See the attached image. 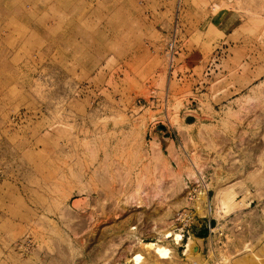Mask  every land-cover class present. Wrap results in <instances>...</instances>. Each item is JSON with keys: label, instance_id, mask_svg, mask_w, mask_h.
Masks as SVG:
<instances>
[{"label": "rangeland", "instance_id": "374dc122", "mask_svg": "<svg viewBox=\"0 0 264 264\" xmlns=\"http://www.w3.org/2000/svg\"><path fill=\"white\" fill-rule=\"evenodd\" d=\"M0 264H264V0H0Z\"/></svg>", "mask_w": 264, "mask_h": 264}, {"label": "built area", "instance_id": "2783aa9c", "mask_svg": "<svg viewBox=\"0 0 264 264\" xmlns=\"http://www.w3.org/2000/svg\"><path fill=\"white\" fill-rule=\"evenodd\" d=\"M176 43L175 41L171 42L169 44V51L174 52L176 49ZM197 185L191 187V185H188L189 189V200L196 201L199 199V195L202 193L201 189L205 188V193L207 192L206 188L208 189V184L206 183V180L203 176H198ZM215 204L212 202V200L209 199L207 195V202L205 205V210L207 215H212L214 212ZM197 211L194 208V205L192 206H186L178 211L175 212L173 216V222L177 225L176 230H179L183 233V235L186 238V241H188V237L191 235V231L193 230V225L196 226L197 223ZM208 229L210 233H214V229L211 224V220L208 224ZM186 249V246L181 245ZM185 249L183 250V254L185 252Z\"/></svg>", "mask_w": 264, "mask_h": 264}, {"label": "bare ground", "instance_id": "6f19581e", "mask_svg": "<svg viewBox=\"0 0 264 264\" xmlns=\"http://www.w3.org/2000/svg\"><path fill=\"white\" fill-rule=\"evenodd\" d=\"M132 229H136V227H132ZM132 233V232H131ZM136 234V233H135ZM130 235V234H129ZM131 237L133 236L134 237V241L137 240V242L139 241L141 243V238L140 237H136V235H130ZM132 237V239H133ZM183 238H184V241H185V236L183 235V233L181 231H172V236H171V239L176 243V244H181V242L183 241ZM158 239V238H157ZM144 244L143 247H145L146 249H149V252L150 250L153 251L152 253L158 255L160 258H170V255L172 254V249L166 247V246H163L160 241H144L142 242ZM186 244V243H185ZM190 243L187 244L188 246V251L190 250ZM172 256V255H171Z\"/></svg>", "mask_w": 264, "mask_h": 264}, {"label": "crops", "instance_id": "0c3cea01", "mask_svg": "<svg viewBox=\"0 0 264 264\" xmlns=\"http://www.w3.org/2000/svg\"><path fill=\"white\" fill-rule=\"evenodd\" d=\"M169 137H167L166 139H168ZM243 199V198H242ZM254 201V199H251L250 196H247L245 198V202L248 203L249 205Z\"/></svg>", "mask_w": 264, "mask_h": 264}, {"label": "water", "instance_id": "95a60500", "mask_svg": "<svg viewBox=\"0 0 264 264\" xmlns=\"http://www.w3.org/2000/svg\"><path fill=\"white\" fill-rule=\"evenodd\" d=\"M159 128H161V129H166V126L165 125H159Z\"/></svg>", "mask_w": 264, "mask_h": 264}, {"label": "trees", "instance_id": "16d2710c", "mask_svg": "<svg viewBox=\"0 0 264 264\" xmlns=\"http://www.w3.org/2000/svg\"><path fill=\"white\" fill-rule=\"evenodd\" d=\"M201 233L205 236L207 232H201Z\"/></svg>", "mask_w": 264, "mask_h": 264}]
</instances>
